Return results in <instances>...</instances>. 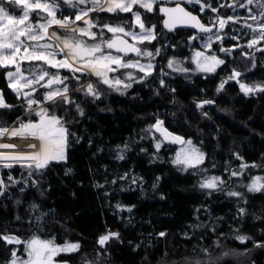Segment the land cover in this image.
Wrapping results in <instances>:
<instances>
[{
    "label": "trees",
    "instance_id": "obj_1",
    "mask_svg": "<svg viewBox=\"0 0 264 264\" xmlns=\"http://www.w3.org/2000/svg\"><path fill=\"white\" fill-rule=\"evenodd\" d=\"M232 1L199 0L224 11L227 18H235L219 31L222 39L217 45L204 50L206 56L212 53L224 64L202 74L195 71L192 58L189 77L173 70L187 65L186 57L198 50L192 42L189 51L193 30H166L158 5L152 13L142 9L144 21L149 24L152 19L158 26V39L151 42L148 51L154 59L155 46L161 45L159 68L147 77L127 70L134 79L124 80L132 86L120 91L98 83V99L74 91L75 86L84 83L80 79L69 86L73 91L69 95L71 104L47 105L51 114L67 121L64 126L71 135L67 137L66 159L51 162L42 174L31 178L29 169L21 163H13L11 171L3 166L7 162L0 163L2 178L8 184L0 196V232L16 235L22 241L38 235L44 240L55 238L58 245L79 243L77 252L54 258L63 264H264V247L257 246L264 244V190L249 192L246 187L252 178L264 177V92L245 95L235 79L228 80L217 92L234 69L243 71L237 78L240 83L264 85V39L259 38L258 30L253 32L247 27L257 25L259 20H252L248 9L237 14ZM234 1L237 5L238 0ZM61 7L75 15L69 6ZM248 7L256 11L259 8L255 3ZM204 11L207 16L202 12L201 19L217 24L216 15L209 9ZM96 17L100 23L110 24L131 20L130 13H96ZM254 38L258 44L249 51L255 54V67L248 71L235 59L240 47ZM220 44L232 48L229 55L219 52ZM170 60L179 63L169 67ZM36 64L44 67L42 62H29L24 68ZM6 72L7 68L0 67V91L6 103L14 107L0 109V127L14 123L24 104L23 98L8 87ZM124 73L121 70L116 76L123 78ZM161 80L165 87H161ZM206 100L213 103L197 107ZM157 118L204 154L199 166L185 169L174 164L178 146L174 142L164 141L156 150L157 140L163 137L155 130H143ZM124 145H128L124 159L118 160L117 146ZM242 164L257 167L242 169ZM233 172L242 174L233 176ZM125 173L127 177L119 179ZM8 176L19 183L12 185ZM212 176L224 181L220 190L202 189V180ZM37 179L39 184L34 185L32 181ZM231 191L242 196H228ZM109 231L118 232L119 239L99 245L98 237ZM161 232L165 235L160 236ZM13 249L21 259H27L23 244L7 245L0 240V264H8Z\"/></svg>",
    "mask_w": 264,
    "mask_h": 264
},
{
    "label": "snow or ice",
    "instance_id": "obj_2",
    "mask_svg": "<svg viewBox=\"0 0 264 264\" xmlns=\"http://www.w3.org/2000/svg\"><path fill=\"white\" fill-rule=\"evenodd\" d=\"M160 2V0H7L8 4L23 9L22 15L14 16L10 10L4 6V0H0V67L14 68V71L7 72V79L9 87L16 93L17 97H23L27 104L26 111L31 113L34 105H40L39 110L36 112L40 116L38 123H20L19 128H13L9 131L8 128L0 127V136L5 134L15 136L30 135L40 141L39 150L26 153V154H14L6 155L0 153V162L11 161L12 163H4V167L11 168L13 163H21L23 166L29 169L28 177L33 175H40L43 170L46 169L51 162L62 161L66 159L65 148L67 146V137L71 135L64 126L67 121L57 115L51 114L47 107L42 105L49 103V107H54L60 103L71 104L72 101L68 96L69 88L67 81L68 77H61L59 73H50L40 64H36L28 69H22V62H40L47 64L52 68H68L74 72H90L92 75L98 78L99 83L108 85L110 88H114L116 91H120V85L124 88H130V83H124L123 80L117 77H110L109 73L117 72L121 68H139L144 73V77L151 74L153 67L152 63L140 64L139 61H126L119 55H113L111 52H105L104 49H115L117 52H135L137 55L153 57V53L141 50L133 44H129L124 40L123 36H131L138 43H143L145 40L149 42L156 38L152 27H146L142 15L138 8H143L146 12H152L154 10L153 5ZM191 2V0H190ZM199 3V0H196ZM255 3L261 12L259 16L251 15L252 20H259L256 27L247 25L253 32L259 29V38L264 39V0H247V4L251 5ZM61 4L67 5L73 10H77L74 20L68 16H64L62 19L57 18V12L60 10ZM83 5L84 7H79ZM90 5V6H89ZM210 5H204L201 7V11H204V7ZM238 7L244 8V3H239ZM108 12V13H130L135 20V25H138L140 32L131 31V25L127 21H122L120 24L110 23H94L89 18V13L93 12ZM161 12L165 13L167 19L164 21V26L170 30L177 24L191 23V26L199 29L200 32H210L211 29L206 27L200 22V20L191 15V13L185 11L184 8L177 6L175 8H161ZM212 11H216L212 8ZM251 12V9H249ZM30 13H35L38 19L35 22L30 18ZM46 13V15H41ZM233 20V17L229 16L227 19H218L219 28L223 29L225 25ZM76 21H83L85 27L76 26ZM57 26L65 30V34L62 37H57L55 31L49 32L51 26ZM100 27L99 33L92 31L93 28ZM103 29H107L109 33H112V38H106ZM126 29H129L126 31ZM46 37H56L63 44V48L60 45L55 46L50 44H41L40 41ZM87 37L88 40L93 41L89 43L88 40L83 39ZM198 37H191L190 39H196ZM235 39V37H233ZM209 46L212 37L209 36ZM216 39L220 40L222 37L216 34ZM258 43L257 39H252L248 43V47H254ZM235 47H239L236 45ZM64 52L67 50L66 58L64 60H57V51ZM222 52H230L231 49L221 48ZM160 53V49L156 50V54ZM196 56H201V53H196ZM205 64L201 65L200 61H197V66L200 70L205 72L215 71L218 65L224 64V61L218 59L215 56L205 57ZM79 63V67H74V64ZM179 62L169 61V67ZM253 67L255 65L253 64ZM178 71H187L183 68H177ZM27 72V75H25ZM242 73L232 71L227 80L222 81L217 92H220L228 80H237L241 91L245 95H249L256 91L264 92V85H248L240 83L237 78L241 77ZM141 77V80L144 79ZM47 78V83L43 81ZM79 80V77H76ZM128 79H134L132 73L128 74ZM161 87H165L164 81L161 80ZM61 85L60 88L53 89V85ZM38 88H48L49 90L44 93L43 100H37L33 98V93H37ZM27 89V90H26ZM84 90L86 95H91L95 98H99L101 93L98 91V84L88 83L84 88L78 89ZM213 101L206 100L197 104L198 108L203 107L204 104H211ZM14 105L6 103L3 92H0V109H10ZM78 111L83 115V110L77 105ZM164 121L157 118L156 122L149 125L144 129L145 133L155 132L160 133L163 140H157L155 148L160 150L164 141H171L174 143H181L187 145L182 149L180 153H177L173 163L176 165H183L185 169L196 168L199 166L203 159L204 154L199 151L198 148L192 145V141H185L182 137L169 132L164 127ZM155 138V137H153ZM11 144H0V148H13ZM30 148H36V145H29ZM128 148V145H124L123 148L117 146L118 160H123V153ZM142 151H144L142 149ZM27 162V163H25ZM249 167H257V165L242 164L241 168L246 169ZM70 171V170H69ZM242 173L233 172L232 175H240ZM127 173L119 179H125ZM264 177L256 176L252 178L251 183L246 187L249 192H260L264 190V183L261 181ZM8 181L12 185H16L19 181L13 179L12 176H8ZM135 183V180L133 181ZM34 185L39 184V180H33ZM113 184L116 180L112 181ZM224 183L218 176L206 177L200 183L202 189H210L213 191L220 190V186ZM8 188L2 179H0V196L4 195ZM23 192L24 188H20ZM228 196L241 197L242 193L231 191L227 193ZM32 207L35 209L37 206L34 204ZM118 208L123 210V206L117 205ZM127 211L131 212L132 208L128 207ZM243 213L244 209H240ZM19 219V218H17ZM37 219H40L38 217ZM7 231V229H5ZM160 236H164L165 233H159ZM119 239L118 232L109 231L105 235H101L97 243L104 246L110 239ZM240 240L246 239L245 237H238ZM0 240L6 242L7 245L23 244L25 246V252L27 253V259H21L17 255V250L13 249L11 253V260L8 264H54V258L60 253L65 252H77L80 249L79 243L65 242L63 245H58L55 242V238L44 240L38 235H33L31 239L22 241L18 236L13 234H4L0 232ZM258 247H264V244H258ZM207 252V250H204ZM196 264H200L197 261Z\"/></svg>",
    "mask_w": 264,
    "mask_h": 264
},
{
    "label": "rangeland",
    "instance_id": "obj_3",
    "mask_svg": "<svg viewBox=\"0 0 264 264\" xmlns=\"http://www.w3.org/2000/svg\"><path fill=\"white\" fill-rule=\"evenodd\" d=\"M177 1L181 2L183 0H162V1L160 0V2H165L167 4H172L170 2H177ZM184 1L186 2L184 5L187 6V7H189V9H195L193 5H195V4L198 5L199 7L196 8V11L198 13L204 12V11H201V7L204 6V5H208V4H205V3L203 4L201 2L197 3L196 0H191V2H190V0H184ZM222 1L223 0H217L216 3H221ZM227 1H230V0H227ZM234 2L235 1L233 0L232 1V5L235 6V8L233 9V11H236L237 14H239L240 10H245L246 11L247 9L248 10L251 9V8L248 7L249 4H247V0H238L237 1V5L235 4L236 2L235 3ZM239 3H244L246 5V7H244V8L238 7ZM158 4H159V2L156 3V4H154L153 5V8H155V6H157ZM4 6L7 7L10 10V12H11L12 15H14V16L22 15V12H23L22 6L21 7H16L14 5L8 4L7 3V0H4ZM79 7H84V6L83 5H80ZM212 8H215L216 9V7L209 6V7H204V10L205 9H209L210 11H212ZM69 9L71 10L72 8H69ZM142 9L143 8H138L137 10H139L140 13H141ZM256 9L258 11L251 9V12L249 11V14L250 15H256V14L259 15L260 12H261V9L260 8H256ZM77 11H78V9L77 10H74L75 15H76V12ZM215 12H217V14L214 13V15H216V17H217V27L219 28L218 19H220V18L227 19V16L225 15V12L224 11L223 12H219L216 9ZM96 13H100L102 15H105V12L97 11V12L89 13V18L92 19L94 23L100 24V22L97 20ZM148 13H152V12H148ZM41 15H46V13H41ZM75 15L72 16L69 12L63 11L62 10V7H60V10L57 12V18L58 19H62L64 16H68V17H70L71 19L74 20ZM30 18L32 19L33 22H35V20L38 19V17H36L35 13H30ZM233 18H235V17H233ZM142 19H143V16H142ZM150 20H151V22L149 24L146 23L145 21H144V23H145V26L146 27H152L153 25H155V28L153 29L154 34L156 36L155 39L151 40L150 42L148 40H145L143 43H138L131 36H125L128 39H130L131 41H133L134 43L140 45V47H141L140 49L141 50L148 51L149 48H150L149 45H151V42H153L154 40L158 39V26H157V23L154 22L152 19H150ZM127 22L129 23V25L132 26L131 27V31L140 32V28H139L138 25H135V20H134V17L132 15H131V20L130 21H127ZM243 22L246 23V20H244ZM103 23H106V22H103ZM120 23L121 22H115V23H112V24L113 25H116V24H120ZM75 24H76V26H79V27H85L83 21H76ZM253 27H256V24L253 25ZM127 30H129V29H126V31ZM257 30L259 32V29H257ZM53 31H55L57 33V37H62L65 34V30L64 29L59 28V27H57L55 25H53V26H51L49 28V32L50 33L53 32ZM92 31L99 33L101 31V28L100 27H96V28H93ZM103 31H104L105 37H110V38L112 37V33H109L107 31V29H103ZM216 34H219V30L218 29H216V31L211 32V33H199V32H196V33H193V34L190 35L189 41H188L189 51H191V48H193L192 47L193 46V43L192 42H195V48H197L198 50L197 51H191V54L188 57H186L185 61H187V65H185L183 67V69H186L187 70V71H183L184 73H186L185 76H187V77L190 76V75L188 76V74H189V69H190V64H191L192 58H193L192 62L194 61L195 64H196V70L195 71H199V72H202V74H204V71H202V70H200L198 68L197 61L199 60L200 61V64L201 65H204L205 64L204 58L205 57H212L213 56L212 53H211L210 56H206L205 53H204V50H205V48L207 50L209 48H213V45H217L218 41L216 39ZM194 36L195 37H198V38H196V39H190L191 37H194ZM209 36L212 37V40L210 42V46H209V39H208ZM83 39L88 40L87 37H83ZM88 42L89 43H92L93 41L88 40ZM222 42H223V40H222ZM40 43L41 44H50V45H53V46L59 44L60 45V48H63V44L56 37H46L44 40L40 41ZM160 46H161L160 44H157L155 46V49L156 48L160 49V53L158 55H160L161 52H162ZM222 47H223L222 44H220L219 52L221 54L222 53H226L227 55H229L227 52L220 51V49ZM223 48H225V49H231V51H232V48H228V47H223ZM251 48H249L247 45H244V46H241L240 49L239 48H236L235 49V50H238L239 49L238 52H237L239 54V56L235 59L236 62L239 63V66H245V67H247V70L248 71H250V70H252L254 68L253 67V64L255 65V61H254L255 54H254V52H250L249 51ZM56 51H57V56H56V59L57 60H64L66 58V53H67V50L66 49H65L64 52H60L59 49H56ZM104 51L105 52H111L113 55H119L123 60H126V61H139L140 64H148L149 62H151L152 65H153V67L151 69V74H153L155 71H157V68H159V65H160V63H159V60L160 59H157V56L158 55L157 56H154L156 58L152 59V57H146V56H141V55H121V54H118L116 52H113L110 49H105ZM198 52L201 53V56H199V57L196 56V53H198ZM208 52H211V51L209 50ZM241 55H244V57H242ZM40 62H42V61H40ZM24 63L27 64L29 62H22V64H21L22 69H25L24 68ZM44 67L50 73H57L58 72L61 77H68L69 79L67 81H65V83H69L68 88H69V86H70V84L72 82L77 83V82H79L80 79H82L83 80L82 82H84V83L75 86V88H74L75 90L74 91H76V92H81V91L85 92L84 90H78V89L84 88L90 82L91 83H94V84H98L99 83L98 78L95 77L94 75H92L90 72H83V73H81V72H74V71H72V70H70L68 68H60V69H57V68L49 67L47 64H44ZM74 67H79V63L74 64ZM49 68H50V70H49ZM192 68H194L193 65H192ZM174 69L175 70H173V71H175L177 74H179V71L177 70V67L176 68L174 67ZM121 70H125V73H124L123 78L116 76L118 74V72H120ZM127 70H129L130 72L136 71L137 73H140L142 76H144V73L142 71H140L139 68H121V69H118L117 72L109 73V76L110 77L120 78L121 80L124 81V83H127L124 80V78L125 77H128V74L130 73ZM8 71H14V68L9 67V68H7V72ZM7 72L5 74V77H6V80H7L8 87H9V82H8V79H7ZM241 73H243V71ZM25 75H27V72H25ZM76 77H79V80H77ZM93 77L96 78L95 79V82L93 81ZM43 83L44 84L47 83V78L45 79V81H43ZM105 86L109 87L108 85H105ZM60 87H61V85H59V84L52 86L53 89L60 88ZM119 87H120V89H123L124 88L123 85H120ZM10 89L16 95V93L12 90V88H10ZM111 89L115 90L114 88H111ZM48 90H49L48 88H38L37 89V93H33L32 94L33 95V98L42 101L43 100L44 93L46 91H48ZM72 92L69 90L68 96ZM23 100H24V98H23ZM23 102H24V104H22V110H21V112L19 114L20 115L19 118L14 123H12L10 126H6L5 127V128H8L9 131H11L13 128H19L21 122H23V123H29L31 121L32 123H38L40 121V116L36 114V112L39 110L40 105H34L33 106L34 110L31 113H29V112L26 111V109H27L26 102L25 101H23ZM47 105H49V103H45L42 106L43 107H47ZM24 116H26V119L24 118ZM0 144H11V145H14V146L17 145L19 149H17L16 147H13V148H0V153H3V154L8 155L9 154L8 151H10V155H14V154H26V153H30V152H34V151L39 150L40 141L38 139H36L35 137L30 136V135H21V136H15V137H13L11 135L5 134L4 136H0ZM174 144H177L178 145L175 148L176 155H177V153H180L182 151V149H184V148L187 147V145L181 144V143H179V144L178 143H174ZM29 145H36V148H30ZM4 162L12 163L11 161H3V162H0V163H4ZM25 163H27V162H25ZM0 168H1V165H0ZM8 170L11 171V169H9V168H8ZM0 179L3 180L1 172H0ZM107 233H105V234H107ZM105 234H103V235H105ZM99 237H98V239H99ZM98 239H97V241H98ZM54 264H63V262H60L59 260L57 261L56 259H54Z\"/></svg>",
    "mask_w": 264,
    "mask_h": 264
},
{
    "label": "water",
    "instance_id": "obj_4",
    "mask_svg": "<svg viewBox=\"0 0 264 264\" xmlns=\"http://www.w3.org/2000/svg\"><path fill=\"white\" fill-rule=\"evenodd\" d=\"M177 3H179V6L182 7V8H184L185 11L191 13V15H193V16H196V17L200 20V22H201L202 24H204L203 21L200 19V17H199L196 13L192 12L191 10H189L184 4H182V2L177 1V2L172 3V4L162 3V4H160L159 7H158V13H159V14L162 16V18H163V19H162V25H163V27H164L166 30L173 31V30H175V29H177V28H185V29H191V30H193V31H195V32H199V33H211V32H213V31L215 30V28H216L215 25H206V24H204L206 27L210 28L211 31H210V32H200L198 28L191 26V23H187V24H177V25H176L175 27H173L171 30H170L169 28H166V27L164 26V21H165V19H167V16H166L165 13L161 12L160 9H161V8H175V7L177 6ZM111 38H112V37H111ZM122 38H123L124 40L128 41L129 44H133V45H135L136 47L140 48L139 45H137L136 43H134L133 41H131V40L128 39L127 37L123 36ZM110 50H112L113 52H116V53H118V54H121V55H137L135 52H128L127 54H125V53H123V52H117L115 49H110ZM165 128H166V127H165ZM168 131L171 132L169 129H168ZM172 133H173V132H172ZM175 135H176V134H175ZM168 142H169V143H173V142H171V141H168Z\"/></svg>",
    "mask_w": 264,
    "mask_h": 264
},
{
    "label": "flooded vegetation",
    "instance_id": "obj_5",
    "mask_svg": "<svg viewBox=\"0 0 264 264\" xmlns=\"http://www.w3.org/2000/svg\"><path fill=\"white\" fill-rule=\"evenodd\" d=\"M182 4H183V3H182ZM193 6H194L195 9H189V7H187V6H186V7H187L189 10H191L192 12H194V13L196 12V14H197V15L200 17V19H201V18H202V13H198V12L196 11V8H197L196 5H193ZM158 7H159V5H158ZM213 13H216V14H217V12H214V11H213ZM204 15L207 16V14H206L205 11H204ZM162 19H163V18H162ZM162 19H161V22H162ZM201 20H202V19H201ZM202 21H203V23L206 24V25H215L216 28H215L214 31H216V29H218L219 31H221V30L224 29V28H223V29H219V28H217L216 23L213 24V21H212V20L209 21V20H208L207 18H205V17H204V20H202ZM182 29H185V28H182ZM183 31H184V30H183ZM214 31H213V32H214ZM191 33H195V31H194V32H191Z\"/></svg>",
    "mask_w": 264,
    "mask_h": 264
}]
</instances>
